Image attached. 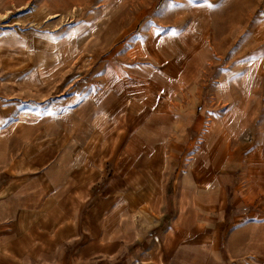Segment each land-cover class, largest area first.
I'll return each mask as SVG.
<instances>
[{"label": "crops", "instance_id": "obj_1", "mask_svg": "<svg viewBox=\"0 0 264 264\" xmlns=\"http://www.w3.org/2000/svg\"><path fill=\"white\" fill-rule=\"evenodd\" d=\"M160 37L8 130L0 264H264V133L192 44Z\"/></svg>", "mask_w": 264, "mask_h": 264}, {"label": "rangeland", "instance_id": "obj_2", "mask_svg": "<svg viewBox=\"0 0 264 264\" xmlns=\"http://www.w3.org/2000/svg\"><path fill=\"white\" fill-rule=\"evenodd\" d=\"M144 31L192 44L212 70L209 86L219 74L223 101L264 133V0H0V166L20 146L9 131L53 111L77 76L83 87L100 64L121 62ZM44 68L51 77L35 78Z\"/></svg>", "mask_w": 264, "mask_h": 264}]
</instances>
